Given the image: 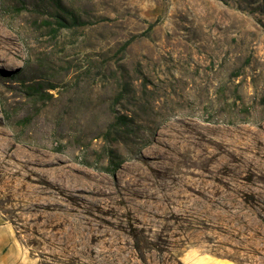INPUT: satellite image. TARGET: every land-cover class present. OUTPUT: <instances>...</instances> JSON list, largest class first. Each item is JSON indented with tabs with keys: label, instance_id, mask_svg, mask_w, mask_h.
I'll list each match as a JSON object with an SVG mask.
<instances>
[{
	"label": "rangeland",
	"instance_id": "1",
	"mask_svg": "<svg viewBox=\"0 0 264 264\" xmlns=\"http://www.w3.org/2000/svg\"><path fill=\"white\" fill-rule=\"evenodd\" d=\"M2 159L27 264H264V0H0Z\"/></svg>",
	"mask_w": 264,
	"mask_h": 264
},
{
	"label": "crops",
	"instance_id": "2",
	"mask_svg": "<svg viewBox=\"0 0 264 264\" xmlns=\"http://www.w3.org/2000/svg\"><path fill=\"white\" fill-rule=\"evenodd\" d=\"M7 238H1L0 241V264H27L24 260H21L19 252L13 251V246L8 250L5 248V242ZM195 264H228L222 260L213 257H204L195 262Z\"/></svg>",
	"mask_w": 264,
	"mask_h": 264
},
{
	"label": "bare ground",
	"instance_id": "3",
	"mask_svg": "<svg viewBox=\"0 0 264 264\" xmlns=\"http://www.w3.org/2000/svg\"><path fill=\"white\" fill-rule=\"evenodd\" d=\"M39 164L41 166H47L49 165V162L44 161V162H39ZM14 168H15V165L8 160L6 161L5 159H2V161L0 162V172L2 171L8 172V174L13 176L15 174Z\"/></svg>",
	"mask_w": 264,
	"mask_h": 264
}]
</instances>
